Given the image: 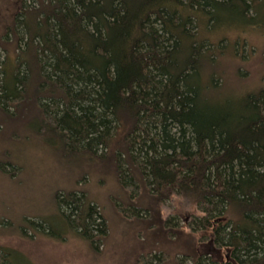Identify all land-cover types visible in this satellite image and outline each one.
Returning a JSON list of instances; mask_svg holds the SVG:
<instances>
[{"label": "trees", "instance_id": "trees-1", "mask_svg": "<svg viewBox=\"0 0 264 264\" xmlns=\"http://www.w3.org/2000/svg\"><path fill=\"white\" fill-rule=\"evenodd\" d=\"M16 1L0 44V108L35 109L71 156L116 140L123 189L191 200L204 217L178 253L190 264H264V89L226 93L223 41L203 37L263 28L264 0ZM57 201L78 235L92 245L104 236L86 198ZM0 264H17L10 249L0 247Z\"/></svg>", "mask_w": 264, "mask_h": 264}, {"label": "rangeland", "instance_id": "rangeland-1", "mask_svg": "<svg viewBox=\"0 0 264 264\" xmlns=\"http://www.w3.org/2000/svg\"><path fill=\"white\" fill-rule=\"evenodd\" d=\"M16 2L0 0V44ZM208 32L204 38L223 41L219 46L225 48L216 66L225 92L264 89V27ZM5 55L0 51V85ZM34 110L0 108V247L10 249L17 264H174L175 259L190 264L178 253L186 250L190 230H199L204 217L191 200L174 192L157 201L142 188L137 194L123 189L116 175V140L90 154L68 155L61 138L40 125ZM73 192L95 205L106 221L104 236L94 245L61 215L57 198Z\"/></svg>", "mask_w": 264, "mask_h": 264}]
</instances>
